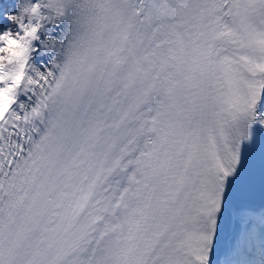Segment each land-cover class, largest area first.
Wrapping results in <instances>:
<instances>
[{"label": "snow or ice", "instance_id": "6c2138e0", "mask_svg": "<svg viewBox=\"0 0 264 264\" xmlns=\"http://www.w3.org/2000/svg\"><path fill=\"white\" fill-rule=\"evenodd\" d=\"M0 264H264V0H0Z\"/></svg>", "mask_w": 264, "mask_h": 264}]
</instances>
